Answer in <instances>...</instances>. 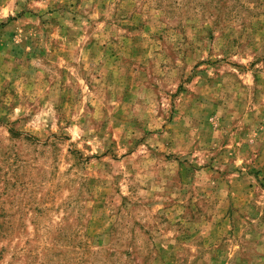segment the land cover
Listing matches in <instances>:
<instances>
[{"label":"rangeland","instance_id":"1","mask_svg":"<svg viewBox=\"0 0 264 264\" xmlns=\"http://www.w3.org/2000/svg\"><path fill=\"white\" fill-rule=\"evenodd\" d=\"M260 119L264 0H0V264H264Z\"/></svg>","mask_w":264,"mask_h":264},{"label":"crops","instance_id":"2","mask_svg":"<svg viewBox=\"0 0 264 264\" xmlns=\"http://www.w3.org/2000/svg\"><path fill=\"white\" fill-rule=\"evenodd\" d=\"M261 121H263V119H260V123H258L257 124V129H258V132H257V134H256V139L255 140H253L254 141V143H255V145H258V147H260V148H263L264 147V123H261ZM259 122V121H258ZM261 136V141H260V143L257 141V139H259L258 137H260ZM252 141V142H253ZM259 151V149H257V152ZM259 154H256V157L258 156Z\"/></svg>","mask_w":264,"mask_h":264}]
</instances>
